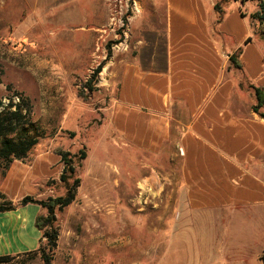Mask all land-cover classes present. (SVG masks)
Listing matches in <instances>:
<instances>
[{"label": "rangeland", "instance_id": "obj_1", "mask_svg": "<svg viewBox=\"0 0 264 264\" xmlns=\"http://www.w3.org/2000/svg\"><path fill=\"white\" fill-rule=\"evenodd\" d=\"M261 2L250 0L251 16ZM162 3L0 0V101L8 104L13 99L18 103V93L24 94L30 102L31 119L43 132L23 162L25 170L32 167L31 175L39 171L37 158L43 154L59 156L56 150L60 149L72 154L76 167L69 183L81 180L76 200L56 210L58 242L52 264H198L195 238L178 239L176 235L168 242L167 232L177 224L176 187L162 186V172L147 167L141 153L122 146L108 119L124 65L136 60L144 63L148 53L162 50L165 12L157 9ZM262 14L253 22L256 37L264 40ZM100 65L104 67L93 89H85ZM81 151L86 154L84 159ZM59 158L58 163L49 165L42 179L29 186L33 192L26 196L47 200L66 194V186L60 181L63 164ZM21 166L20 161L9 170L0 165V205L15 196L8 181ZM151 174L157 185L142 182ZM19 208L33 218L32 225L24 230L27 239L20 237L19 231H10V212H0V256L39 247V239L34 246L26 240L33 237V228L39 232L37 216L33 215L41 207L30 204ZM255 217L252 224L243 225L241 219H235L228 226L231 233L227 239L238 251L240 264H258L259 253L264 250V234L259 235L262 225L259 216ZM218 227L220 230L227 225ZM41 246L48 251L45 237ZM20 260L42 264L40 254ZM215 264L232 261L221 258Z\"/></svg>", "mask_w": 264, "mask_h": 264}, {"label": "crops", "instance_id": "obj_2", "mask_svg": "<svg viewBox=\"0 0 264 264\" xmlns=\"http://www.w3.org/2000/svg\"><path fill=\"white\" fill-rule=\"evenodd\" d=\"M162 1L157 8L165 12L162 50L148 53L144 63L124 65L109 123L122 146L162 172V186L176 187L177 224L168 230V242L190 235L198 246V264L221 258L240 264L227 239L232 220L252 224L257 215L259 235L264 234V118L253 110V88H264V40L256 37L253 20L264 10L258 5L251 16L250 0ZM59 157L40 155L39 171L32 175V167L27 171L20 161L23 166L11 173L12 184L8 181L15 194L11 201L32 193L29 186ZM155 180L151 174L142 182L154 186ZM26 213L10 212V231L23 239L33 223ZM43 213L41 207L33 216ZM223 223L227 227L218 230ZM41 238L33 228L25 242L34 246L39 239L40 245Z\"/></svg>", "mask_w": 264, "mask_h": 264}, {"label": "trees", "instance_id": "obj_3", "mask_svg": "<svg viewBox=\"0 0 264 264\" xmlns=\"http://www.w3.org/2000/svg\"><path fill=\"white\" fill-rule=\"evenodd\" d=\"M261 10H264L263 2L260 3ZM261 21H264V16H261ZM231 61L236 65L233 58ZM104 66L100 65L91 79L85 84V89H93L92 86L96 77L102 71ZM238 67V66H236ZM257 98V104L253 110L260 113L264 118V88H253ZM19 102L15 103L10 99L8 104L0 101V165L4 170H9L15 161L25 162L33 150V148L43 138V132L35 125L30 115L29 99L22 93H18ZM84 94H81V96ZM83 159L86 157L84 151L80 152ZM56 154L61 157L63 170L60 175V181L66 186V194L56 198H48L47 200H39L33 196H25L18 203L7 201L5 205H0V212L15 211L19 207H24L30 204L39 205L46 213L40 214L35 220L36 228L41 232L42 238L48 240V251L40 245L37 250L24 252L16 255L0 256V264H25L21 262L22 257L37 256L40 254L42 264H52L54 250L57 247L58 231L55 228L56 210H62L70 206L76 200V190L80 186V178H76L73 184L69 183L75 174L76 167L73 162L72 154L69 151L56 150ZM261 260L264 264V253L261 255Z\"/></svg>", "mask_w": 264, "mask_h": 264}]
</instances>
